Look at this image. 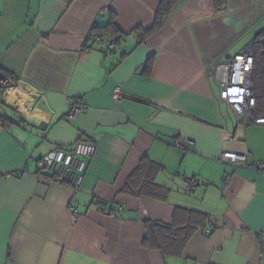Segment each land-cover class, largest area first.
Here are the masks:
<instances>
[{"label":"crops","instance_id":"1","mask_svg":"<svg viewBox=\"0 0 264 264\" xmlns=\"http://www.w3.org/2000/svg\"><path fill=\"white\" fill-rule=\"evenodd\" d=\"M162 2L0 0V264H264V125L205 72L264 36V0H177L146 34ZM79 141L96 146L79 190L38 170ZM178 208L207 215L182 254L146 246L147 221L187 224Z\"/></svg>","mask_w":264,"mask_h":264},{"label":"built area","instance_id":"2","mask_svg":"<svg viewBox=\"0 0 264 264\" xmlns=\"http://www.w3.org/2000/svg\"><path fill=\"white\" fill-rule=\"evenodd\" d=\"M107 8H104L106 10ZM115 41L110 43V48H115ZM254 68V39L246 43L240 51L232 56L224 51L214 57L206 66L205 72L219 88L217 99L226 104L236 116L242 120L244 126L256 124L264 125V116L257 113V102L254 96L252 81V71ZM8 80L0 73V88ZM120 95L117 92L116 97ZM83 109V102L77 100L70 110V116H76ZM179 148H186L187 141L180 139L176 142ZM96 153V146L93 143L77 142L72 149L59 147L54 149L49 155L38 161V170L52 174L59 184L71 186L74 190H79L85 180L87 162ZM221 161L233 164L246 163L245 154L235 152H223ZM259 170L264 171V164H257ZM188 188L195 187L196 182L187 180ZM73 217L78 213L73 211ZM212 230H206V235H210ZM261 255H264V241L261 243Z\"/></svg>","mask_w":264,"mask_h":264},{"label":"trees","instance_id":"3","mask_svg":"<svg viewBox=\"0 0 264 264\" xmlns=\"http://www.w3.org/2000/svg\"><path fill=\"white\" fill-rule=\"evenodd\" d=\"M176 1L177 0H163L158 9L154 27L151 30L146 31V34L161 26L163 20L169 14L170 9L174 3H176ZM99 30H107L112 31L113 33H118L111 25L106 28H100ZM262 34L263 32L254 38V68L252 71L254 96L257 102L256 108L257 113L260 116H264V39ZM8 77L12 80L15 79L11 75H8ZM140 169L134 172L130 178V185L138 183V181L141 179V177L138 176ZM195 182L197 183V181ZM150 183L151 181L149 180V184ZM179 215H183L188 218V222L184 226H177L175 224L164 225L147 221L145 225L148 235L144 240V244L146 246L158 247L164 252H172L175 255H181L192 234L199 227L204 225L203 223L207 220V215L195 210L178 208L175 211V217ZM154 228L160 229V239L155 238Z\"/></svg>","mask_w":264,"mask_h":264},{"label":"rangeland","instance_id":"4","mask_svg":"<svg viewBox=\"0 0 264 264\" xmlns=\"http://www.w3.org/2000/svg\"><path fill=\"white\" fill-rule=\"evenodd\" d=\"M264 28V27H263ZM263 39H264V36H263Z\"/></svg>","mask_w":264,"mask_h":264}]
</instances>
